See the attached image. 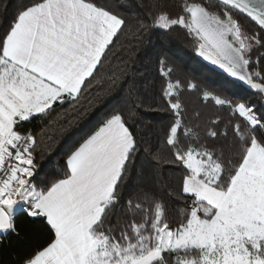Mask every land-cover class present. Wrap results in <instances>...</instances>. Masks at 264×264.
<instances>
[{"label":"snow or ice","instance_id":"snow-or-ice-1","mask_svg":"<svg viewBox=\"0 0 264 264\" xmlns=\"http://www.w3.org/2000/svg\"><path fill=\"white\" fill-rule=\"evenodd\" d=\"M21 217L12 264H264V0H0V246Z\"/></svg>","mask_w":264,"mask_h":264},{"label":"trees","instance_id":"trees-1","mask_svg":"<svg viewBox=\"0 0 264 264\" xmlns=\"http://www.w3.org/2000/svg\"><path fill=\"white\" fill-rule=\"evenodd\" d=\"M168 52L170 57L185 72L200 78L207 77L216 84L223 83L224 76L212 68L207 67L199 57L195 56L190 46L183 40L174 39L168 45ZM231 91L237 94L248 92V90L240 85L233 87ZM58 160V155L51 157V161L45 164V169L47 171L56 170ZM18 227L20 231L19 237H12L10 242L5 241L3 246H0V264H12L15 256L20 251L26 250L33 243V237L42 229L43 225L39 220H35L34 218L25 219L21 217L18 221Z\"/></svg>","mask_w":264,"mask_h":264},{"label":"water","instance_id":"water-1","mask_svg":"<svg viewBox=\"0 0 264 264\" xmlns=\"http://www.w3.org/2000/svg\"><path fill=\"white\" fill-rule=\"evenodd\" d=\"M200 59H201V58H200ZM201 61H202L207 67L212 68V69H213L214 71H216L217 73L222 74V73L220 72L219 69L214 68L213 66L209 65L207 62L203 61L202 59H201ZM222 75H223V74H222ZM242 87H243V86H242ZM243 88L246 89V90H248V89L245 88V87H243Z\"/></svg>","mask_w":264,"mask_h":264}]
</instances>
